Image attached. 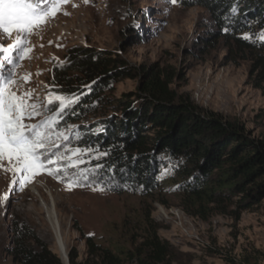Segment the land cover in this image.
I'll return each instance as SVG.
<instances>
[{
	"label": "rangeland",
	"instance_id": "rangeland-1",
	"mask_svg": "<svg viewBox=\"0 0 264 264\" xmlns=\"http://www.w3.org/2000/svg\"><path fill=\"white\" fill-rule=\"evenodd\" d=\"M188 1L179 0L177 5H171L165 4V0H89L87 4L83 0H69L56 17L28 38L31 51L13 69L16 83L12 87L18 94L32 92L34 99L30 102L41 105V114L26 119V123L54 119L51 131L55 146L51 153L63 154L64 159L48 166L52 170L60 168L57 176L41 172L23 190L19 183L11 185L19 176L13 177L11 172L0 169V197L6 192L10 194L8 201L0 203V264H15L11 254L14 231L16 225L23 224L62 258L47 219L46 207L52 204L67 251L76 247L78 262L88 257L79 229L118 251L140 244L152 223L158 227L161 239L177 249L172 264H264V199L244 210L238 220L230 213H212L203 219L191 216L171 188L158 198L110 190L115 181L103 167H97L104 166V156L99 160L92 158L103 152L78 142L80 127H91L98 122V116H91L84 124L70 121L67 115L77 98L61 93L52 83L54 66L65 63L70 49L92 46L109 50L138 69L154 65L173 71V87L180 93L190 96L204 109L238 119L253 138H264V90L254 86L252 61L242 60L238 64L228 61V44L223 39L206 51L207 39L215 26L208 10L189 6ZM14 39L15 33L0 37V43L7 45ZM24 77L29 78L25 81ZM138 85L139 79H123L111 86L108 97L118 101L135 92ZM56 95L75 102L60 112ZM49 98L54 111L48 107ZM113 113L112 110L110 114ZM56 133L67 135L68 139L57 137ZM75 149L91 152L80 155L84 163L78 167H67L69 157L77 158L72 154ZM0 163L7 166V161ZM90 169L95 171L88 172L87 180H78L82 186L69 190V182L77 178L79 171ZM160 206L168 211L171 207L182 209L185 220L191 224L182 227L175 217L163 216ZM122 264L132 263L124 260Z\"/></svg>",
	"mask_w": 264,
	"mask_h": 264
},
{
	"label": "trees",
	"instance_id": "trees-1",
	"mask_svg": "<svg viewBox=\"0 0 264 264\" xmlns=\"http://www.w3.org/2000/svg\"><path fill=\"white\" fill-rule=\"evenodd\" d=\"M189 6L208 10L215 26L207 39L228 44L227 59L235 64L251 60L254 86L264 90V0H189ZM236 8L235 13L232 9ZM228 31L225 32L224 29ZM248 35L251 39L244 40ZM53 85L77 98L67 118L81 126V146L104 155L103 171L115 182L110 190L131 191L158 198L171 188L193 217L212 213H241L264 199V138L255 139L244 123L204 109L173 87L174 72L149 65L133 67L121 55L92 46L69 50L65 63L53 68ZM123 79H139L135 92L115 101L111 86ZM113 110V114L110 112ZM151 223V221L149 220ZM88 257L70 264H172L177 249L161 239L152 223L133 249L113 250L92 235H84ZM11 254L15 264H65L48 244L26 225H16Z\"/></svg>",
	"mask_w": 264,
	"mask_h": 264
},
{
	"label": "snow or ice",
	"instance_id": "snow-or-ice-1",
	"mask_svg": "<svg viewBox=\"0 0 264 264\" xmlns=\"http://www.w3.org/2000/svg\"><path fill=\"white\" fill-rule=\"evenodd\" d=\"M68 2L69 0H0V37H11L15 33L12 43L7 45L0 43V162L7 161V166L0 163V169L11 172L13 177L19 176V180L13 179L11 185L19 183L20 190H23L26 184L32 182L41 172H47L49 176H57L60 168L52 170L48 166L64 159V156L51 153V148L55 146L51 131L54 119H45L39 124L25 122L26 119L41 114V105L30 102L34 99L32 92L22 91L18 94L17 90H14L12 86L16 81L13 69L17 62L24 59L31 51L28 47V38L34 30L56 17L61 11V6ZM88 2L89 0H83L85 4ZM178 3L179 0H165V4L177 5ZM236 11V8L232 9L233 13ZM63 14L68 15L67 12ZM224 31L227 32L228 29L225 28ZM242 38L251 39L248 35ZM259 39L264 41V32L259 34ZM6 66H9L7 70H5ZM28 78L23 79L27 81ZM55 100L59 101L60 112L68 108L70 103L75 102L60 95H56ZM52 103V99L49 98L48 107L54 111ZM55 135L63 136L64 140L68 139L63 133ZM85 151L90 153L91 149H75L72 154L77 158L73 160L69 157L67 167L76 168L84 163L79 157ZM53 155L55 159L52 158ZM104 155L107 153H99L92 158L99 160ZM97 167L102 168L103 165H97ZM89 171H95V169L80 170L77 178L69 182V190L82 186L78 180H87ZM11 185L10 189L14 191ZM93 190L103 191L102 188ZM9 198L10 194L6 192L0 197V203L8 201Z\"/></svg>",
	"mask_w": 264,
	"mask_h": 264
},
{
	"label": "bare ground",
	"instance_id": "bare-ground-1",
	"mask_svg": "<svg viewBox=\"0 0 264 264\" xmlns=\"http://www.w3.org/2000/svg\"><path fill=\"white\" fill-rule=\"evenodd\" d=\"M46 213H47L48 222L50 223V225L52 226V229L54 230L55 237H56V243L59 248V252L62 256V259L64 260L66 264H68V259H67L68 251L65 245V240H64L62 230L60 227L58 215L54 208V204H52L50 207H46Z\"/></svg>",
	"mask_w": 264,
	"mask_h": 264
},
{
	"label": "built area",
	"instance_id": "built-area-1",
	"mask_svg": "<svg viewBox=\"0 0 264 264\" xmlns=\"http://www.w3.org/2000/svg\"><path fill=\"white\" fill-rule=\"evenodd\" d=\"M160 210L163 216H166L168 218H171V216L175 217V221H179L180 225L187 226L190 225L191 223H188L187 220H185V217L183 216V210L180 208L176 207H171L168 211V209L164 208L163 206H160ZM188 228V226H187Z\"/></svg>",
	"mask_w": 264,
	"mask_h": 264
},
{
	"label": "water",
	"instance_id": "water-1",
	"mask_svg": "<svg viewBox=\"0 0 264 264\" xmlns=\"http://www.w3.org/2000/svg\"><path fill=\"white\" fill-rule=\"evenodd\" d=\"M67 259H68V264H70V262H69V257L67 256Z\"/></svg>",
	"mask_w": 264,
	"mask_h": 264
}]
</instances>
